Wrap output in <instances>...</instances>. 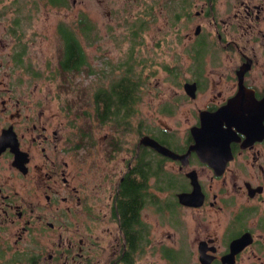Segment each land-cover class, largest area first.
<instances>
[{
    "label": "flooded vegetation",
    "instance_id": "af4514ba",
    "mask_svg": "<svg viewBox=\"0 0 264 264\" xmlns=\"http://www.w3.org/2000/svg\"><path fill=\"white\" fill-rule=\"evenodd\" d=\"M136 52L171 81L154 125L100 101ZM0 264H264V0H0Z\"/></svg>",
    "mask_w": 264,
    "mask_h": 264
},
{
    "label": "rangeland",
    "instance_id": "374dc122",
    "mask_svg": "<svg viewBox=\"0 0 264 264\" xmlns=\"http://www.w3.org/2000/svg\"><path fill=\"white\" fill-rule=\"evenodd\" d=\"M98 42L95 48V55L96 56H105L107 58H104V61H107L109 66L116 65L119 62H122L123 60L126 61V64H129V57L128 53L130 52V46L133 45V38L130 35V33L126 30L125 25L123 26V20L121 15L113 14L111 16V19L108 20L104 14H101L98 16ZM109 21V22H108ZM109 24L110 26L107 28H104L102 24ZM53 44L44 43L42 46L43 54L39 53L38 57L40 56L42 58L51 56L52 50H53ZM143 49L141 51V54L143 56H146V53L149 54L151 51L149 48L151 47L149 45L142 46ZM91 46L85 47V51L87 53L90 52ZM38 49L36 48L35 51ZM126 51L128 53H126ZM91 52L93 53V49H91ZM132 56L136 60L135 63L133 61H130L129 68L132 69L131 75L139 82V87L137 88L136 93L140 95V99L136 104V111L135 113H145L147 116V125H154L156 115L158 112V107L162 101H165L169 98L170 90H171V81L165 78V74L161 72V69H157V61L156 60H147L144 61L140 58L139 54L132 53ZM122 60V61H121ZM110 61V62H109ZM99 65L101 66V61H99ZM36 68L40 69V64L36 63ZM41 70V69H40ZM121 69L115 70V74L108 76V78L103 77L100 78L98 81V84L106 85L107 83L111 82L112 80L116 79V77L119 75ZM108 73H106L107 75ZM84 78V77H82ZM113 78V79H112ZM38 82H43V87H49L54 88L56 82H52L51 80L46 81L42 78L38 79ZM71 84V86L74 85V87H71L68 85ZM67 83V89H77L80 88L85 93L83 94V100L87 101L86 99L91 98L92 96V89L93 84L90 79H72L71 82L68 81ZM59 98L70 100V92L67 91L65 94H61L60 96H56ZM55 101V99H54ZM87 108L91 110V107L89 105V102L87 103ZM72 108H75L73 105ZM153 117V118H152ZM163 118H160L162 120V127L167 128L168 125H170L171 121H169L166 118V115L163 114ZM90 121H86V124H90ZM99 127L95 125V128ZM106 129H103L98 134L105 133ZM101 137V136H100ZM92 150H89V148H85L82 150V158L84 162H88L91 158ZM170 228V226H169ZM162 229H168V227L163 223Z\"/></svg>",
    "mask_w": 264,
    "mask_h": 264
},
{
    "label": "trees",
    "instance_id": "16d2710c",
    "mask_svg": "<svg viewBox=\"0 0 264 264\" xmlns=\"http://www.w3.org/2000/svg\"><path fill=\"white\" fill-rule=\"evenodd\" d=\"M131 72V70H130ZM139 82L133 76H125L120 80L112 84L111 89L107 92V95H100V101L109 105L111 98L115 104H125L128 101L132 104L135 100L134 91L137 89ZM119 98V99H118ZM120 100V102H119Z\"/></svg>",
    "mask_w": 264,
    "mask_h": 264
},
{
    "label": "water",
    "instance_id": "95a60500",
    "mask_svg": "<svg viewBox=\"0 0 264 264\" xmlns=\"http://www.w3.org/2000/svg\"><path fill=\"white\" fill-rule=\"evenodd\" d=\"M148 141H150L149 139H148ZM141 142H145L144 141V139L141 141ZM152 142V141H151ZM152 144L155 146L156 144L154 143V142H152ZM166 154V153H165ZM167 154H169V153H167ZM170 155V154H169Z\"/></svg>",
    "mask_w": 264,
    "mask_h": 264
}]
</instances>
